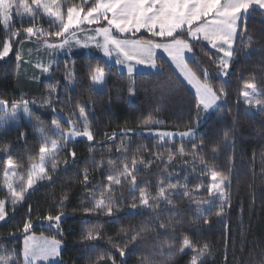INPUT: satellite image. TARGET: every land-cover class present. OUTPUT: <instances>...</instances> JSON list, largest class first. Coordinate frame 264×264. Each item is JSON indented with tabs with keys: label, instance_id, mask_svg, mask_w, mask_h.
I'll list each match as a JSON object with an SVG mask.
<instances>
[{
	"label": "trees",
	"instance_id": "16d2710c",
	"mask_svg": "<svg viewBox=\"0 0 264 264\" xmlns=\"http://www.w3.org/2000/svg\"><path fill=\"white\" fill-rule=\"evenodd\" d=\"M71 1L76 6L83 4ZM27 2L31 4V0ZM94 2L89 0L84 10ZM33 24L14 14L8 28L0 24V51L5 39L11 44L9 54L0 59V99L7 100L8 105L23 100L35 105L30 109V121L23 119L17 127L0 133V149L4 150L0 151V201L10 194L2 188L5 168L15 166L20 176L15 187L18 192L21 184L27 183L28 167L39 160L43 140L37 126L47 129L55 119L65 128L66 119L83 107L93 140L67 141L59 152L57 169L52 171L51 163L48 165L52 179L35 185L15 208L9 206L6 219L0 222V247L14 252V261L23 264L22 236L29 232L51 235L62 243L55 264H192V250L181 251L187 238L198 248L208 245L196 264H264V110L252 113L240 98L243 87L253 83L264 101L262 12L250 10L247 20L239 22L225 78L219 75L220 53L204 41H192L195 47L187 58L189 66L194 58L198 60L200 79L206 71L213 90L224 92L218 107L199 121L196 95L162 56L156 58L159 70L127 74L100 56L76 52L60 56L45 79H28L29 71L32 76L36 74L31 68L19 75V44L29 38L22 28ZM39 25L43 32L55 31L46 19L42 18ZM16 31L20 35L13 37L11 33ZM123 36L147 39L150 35L143 31ZM30 38L58 39L52 35ZM35 54L41 56L40 51ZM98 67L105 76L101 90H96L91 81ZM189 129L193 137L164 141L140 133ZM194 144L200 147L194 150ZM71 152H75V163ZM10 161L12 165L8 166ZM125 166L136 177L134 195L129 191L133 187L131 176L120 175ZM212 170L228 177V202L219 217L215 212L220 200H214L211 211L202 203L209 198ZM109 175L119 176L121 184L109 181ZM169 183L182 187L171 190L167 188ZM161 186L171 192V204L161 200L156 205L150 200L153 206H140L141 189L157 197ZM109 187L114 189L111 196L116 201L113 214L107 215L106 208L86 211ZM186 191L190 196L183 195ZM133 203L140 206L139 211L131 208ZM198 209L205 211L201 215ZM61 213L58 228L48 225L46 217ZM26 222L31 224L27 231ZM161 224L166 227L161 228ZM89 229L94 236L99 233L96 239L84 238ZM133 235H137L136 240H132Z\"/></svg>",
	"mask_w": 264,
	"mask_h": 264
},
{
	"label": "snow or ice",
	"instance_id": "6c2138e0",
	"mask_svg": "<svg viewBox=\"0 0 264 264\" xmlns=\"http://www.w3.org/2000/svg\"><path fill=\"white\" fill-rule=\"evenodd\" d=\"M84 4H88L89 0H83ZM31 4L35 7L29 5L27 0H0V24L4 25L5 28L10 26V20L13 16V9H16L17 15H28L33 17V20L38 17L39 11L44 10L45 14L48 16L55 17L53 23L58 22L60 27L55 32H42L38 28L27 27L23 31L28 34L29 37L35 36L39 33L40 36L52 35L61 39L58 44H46L48 48L52 49H63L70 43V37L75 36L73 32L72 25L75 24L79 27L80 24L87 22L88 24L97 23L99 24L101 18L107 21L106 27L96 28L95 35L89 36L87 40L83 43V47L87 48L89 42L95 41L97 37L102 38V43L97 42L96 47L101 48L105 56H111L113 53L116 54L117 64H128L135 60L136 64H145L146 62L152 67L156 68L155 55L157 49H162L164 53L167 54L168 58L179 70L181 76L195 89L196 100H197V121L200 119L199 110L202 108L205 112L218 107V101L224 95L223 89L220 90L219 94L213 90L212 85L208 82V74L205 71L204 79L201 80L198 75L200 62L195 60L192 66H189L187 61L186 53H192L195 44L192 41L200 42L205 41L212 48L219 51H224V55L231 57L233 55L232 43L234 37L238 33V21H246L250 10H255L258 7L264 10V0H95L94 3L88 7L86 13L81 17V12H84V8L80 7L77 10L76 7H67V22H64L62 15L60 14V3L58 0H31ZM22 10V11H21ZM110 14V15H109ZM112 29L120 34H131L135 36L137 33H141L144 30L150 33L147 39H129L124 37L118 38L114 35ZM186 33V36H185ZM11 35L16 37L20 35L19 31L12 32ZM155 37H160L165 39L167 42L157 43ZM76 44H80L81 41L77 39ZM224 45H227V50H224ZM11 50V44L8 39L3 41V50L0 51V58H3L9 54ZM123 56V59L120 57ZM19 60L20 57L18 56ZM220 64L224 70L229 67L228 61L221 58ZM37 67L42 68V71L49 72V66H44L37 64ZM129 74L133 73L134 69L130 64L127 67ZM226 75L227 72L221 73ZM104 73L99 67L92 73L93 82H101L103 80ZM246 89H251L253 93L257 91L256 85L253 83L246 84ZM53 90H55L53 88ZM241 95L244 97V102L246 104H256L261 105L262 110H264V101L259 99H254L252 94L247 90L243 91ZM19 102H12L13 111L9 114L7 113V107L9 102L4 99H0V112H4V116H0V122L6 124L8 119H15L17 117ZM24 108V114L30 116L29 102L27 100L22 101ZM77 118L71 117L68 121L71 126L69 131L60 132V124L57 120H53L52 123L55 126L54 135L57 136L56 139H52L49 142L48 134L44 132L43 128L37 126V130L40 132L43 143L39 148V162L31 165L28 171V178L26 185L21 184L19 191L17 192L13 188V178L17 176V172L11 167L5 168V185L8 191L11 193V202L13 208L16 204L26 198V194L29 190H34V186L37 185L39 181L51 180L52 177L48 175L47 165L51 162V170L55 171L57 169L56 154L64 147H66L68 139L73 136H84L89 141L93 140V134L89 130L87 124V117L85 114V109L80 108L79 120L83 122V130L75 128L74 122ZM193 130L189 129L186 132L180 133V137L183 139L185 137H192ZM169 135H175L170 133L160 134L161 139ZM227 135V134H226ZM50 143V146H49ZM198 145H193V149H197ZM120 151V149H118ZM180 153L183 154V148H181ZM215 151V149H213ZM70 155L73 157L72 162L75 163V152H71ZM169 161L173 159L172 155L168 157ZM68 161H65L67 164ZM135 160L133 161V166L135 167ZM111 165L112 162L109 161ZM11 165V161H10ZM11 171V175L9 172ZM120 175L131 176V183L133 185L129 191L134 195L136 186V177L133 173L125 170ZM109 181L114 182L116 185L121 184V179L119 176L109 175ZM211 183L207 187L209 193V200H205L202 203L209 205L208 211H211V207L214 204V200L211 198H217L220 200V206L215 212L216 216H221L224 212L225 204L228 202L226 188L228 177L219 171H211ZM84 181L87 183L88 176L85 172ZM182 187L178 184L169 183L167 185L168 189L177 190ZM200 185H197V190H199ZM114 191L112 187H109L102 193V198L94 202L91 209H86V211H102L107 209V215L111 216L113 214V207L116 201L113 200L111 192ZM184 196H190L189 192H184ZM171 192L166 191L165 187H159V192L157 197H150V195L143 189L140 190V206L149 207L153 206L150 204V200H154L156 205L160 203L161 200H167L171 204ZM140 206L133 203L131 205L132 209L139 211ZM6 202L0 201V221L6 219ZM205 209H198L199 214H203ZM63 213L56 216H48L46 219L49 222L55 221L56 223L51 224L52 227L58 228L59 222L61 221ZM207 223V221H205ZM31 227L30 223L24 224V230L27 231ZM161 228L166 226L161 224ZM93 235L91 229L88 230L87 235L84 237L87 240L96 239ZM137 235L132 236V240H136ZM60 242L56 239L46 240L43 244H35L30 242L26 238L24 248L22 251L23 264H36V261L41 259H48L49 257H54L58 255V248ZM186 248H190L195 254L193 256L192 264H196L199 256L202 255L207 249L208 245L205 244L203 247L198 248L189 239L185 238L182 242L181 251ZM120 255L123 257L125 253L121 251ZM11 256L0 255V264H9ZM12 264H17L13 261Z\"/></svg>",
	"mask_w": 264,
	"mask_h": 264
},
{
	"label": "rangeland",
	"instance_id": "374dc122",
	"mask_svg": "<svg viewBox=\"0 0 264 264\" xmlns=\"http://www.w3.org/2000/svg\"><path fill=\"white\" fill-rule=\"evenodd\" d=\"M58 2L60 3V14L63 17L64 22H67V20H68V17H67V7L68 6L76 7L77 10H79L80 7H83L85 9V4L83 3V0H80L79 5L81 3H83V4H81V6H76L75 4H72L71 0H58ZM29 5L32 6V7H35L34 5H32L30 3H29ZM256 8L259 9L258 7H256ZM259 10L262 12V14L264 16V10H261V9H259ZM86 11L87 10H84V12H81V17H83V15L86 13ZM13 14L15 15V17L17 19H23L24 17H26V19H28V20L32 21V23H34L33 25H30L28 27L38 28L42 32H43L44 29L39 25L40 21L42 20V18L46 19L47 21L52 23L55 26V31H57L59 29V27H60L58 22L53 23V21L55 20V17L46 15L43 9H41L39 11V15H38L37 18H35V20H33V17L28 16V15H23V16L17 15L15 8L13 9ZM239 22L240 21H238V25H239ZM106 26H108L107 25V21L103 20L102 18H101L99 24H97V23L88 24L87 22H84V23L80 24L79 27H77L75 24H73L71 30L73 32H75V36L74 37H70L69 45L66 46L63 49H52V48H48L46 46V44H58V43H60L61 42L60 38H58L57 40H56V38L54 40L41 39V40H44V41H33L30 37L28 39L26 38V40H24V42H20V44H19L17 57L19 56L20 59L19 60L17 59L18 60V62H17V73L19 75L20 74L23 75V74L26 73L28 68H31L30 70H34L36 72V74H33V76L35 75V77H33L32 73L29 71L28 73H26L28 79H31V78H33L34 80L45 79L48 76H50L52 67H54L56 62H58V59H59L60 56L61 57L65 56V55L69 56V55H71L73 53H76V52H84V54L100 56V57H102L104 59V61H106V62H108L110 64H115V65H117V67L120 70H124L126 72H128L127 71V67L130 64V66H132L133 69H134L133 73H131V74L142 72V71L155 72V71L160 69V66H159L158 62L156 61V58H157V56H162L169 62V64L173 65L174 68L173 67L172 68L176 72V74L180 77V79L195 94V89L183 78V76H181L179 70L175 67V65L171 62V60L168 58L167 54L164 53L162 49H157L156 55L154 57L157 67L156 68H152L147 62L145 64H136L135 60H133L131 62H128V64H117L116 63L117 56H116L115 53H113L111 56H105L103 50L101 48H97L96 47V43L97 42H100V43L103 42L101 37H97L95 41L89 42V46L87 48L83 47V43L87 40V38L89 36H94L95 35V31L94 30L96 28L106 27ZM24 28H27V26H25ZM24 28H22V29H24ZM51 31H53V30H51ZM112 31H113L114 35H116L118 38H121V36H118V35H123V34H120V33L116 32L115 29H112ZM143 31L144 30H142L141 32H143ZM48 33H50V32H48ZM148 34L150 35V33H148ZM36 36H38L40 38L44 37V36H40L39 33ZM156 38H159V37H156ZM235 38H236V36L233 39L232 48L234 47ZM77 39H79L81 41L80 44H76L75 41ZM132 39H137V38H132ZM155 41L157 43L167 42L166 40H155ZM9 42H10V40H9ZM205 43H207V42H205ZM215 50H217V49H215ZM224 50L225 51L227 50V45H224ZM39 51L41 52V56L36 55L37 53L35 54V52H39ZM217 51L220 53L219 62H220L221 58H223V59L227 60L228 64L230 65L232 56L231 57H227V56L224 55V51H219V50H217ZM186 56H187V58H190L191 57V53H186ZM120 59H123V56H121ZM37 64H41V65H44V66H49V72H47V73L43 72L42 68L36 66ZM220 66H221V69L219 71V75L221 77L225 78L227 74L226 75H222L221 73L224 72V71H226L228 73V69L224 70L221 64H220ZM91 81H92V78H91ZM104 82H105V76L103 77V80L101 82H93L92 81V84H93V87L96 90H101L104 87ZM245 90H247L249 93H251L254 99H259V97H258V92H259L258 89H257V91L255 93H253L251 89H246V85H245L243 87V89H242V92L245 91ZM52 95H53V93H52ZM240 98L243 101V103L246 105V107L250 110V112H252V113L253 112H257L258 110L261 109V105L246 104L244 102V97L242 95H241ZM259 100H261V99H259ZM220 101L221 100L218 101V105L220 104ZM28 102H29L28 106H29V111H30L31 107L32 106L34 107L35 105H34L33 101H28ZM17 107H18L17 117L14 120L9 118L8 122L6 124L0 122V133H3L5 131L11 130L14 127H17L19 125V123L21 122V120H23V119H26L27 121L28 120L30 121L29 116L24 114V111H23L24 105H23L22 101H20L17 104ZM215 109H216V107L211 109V110H208L207 112H205L201 108L200 117L201 116L202 117H206L208 114H210ZM6 111H7V113L10 116V113L13 111L12 104L8 105ZM79 112L78 113H74L71 117L79 118ZM4 115H5L4 112H0V116H4ZM62 117L64 118L65 116H62ZM66 120L69 121V119H66ZM72 126H74L75 128L79 129L80 131L83 130V122L80 121V120H79V122H74V125H72ZM70 127L71 126L68 123V125L65 128L60 127V132H67V131H69ZM49 128L43 129V130H44V132H46L48 134V139H49V142H50L52 139H56L57 136L53 134L54 131H55V126L52 124ZM36 132L40 134V132L37 129H36ZM183 132H186V131H183ZM183 132H179V131H177V132H169V131H157V130L140 131V133H144V134L146 133L147 135H153L155 137H158V139L160 141H164V140L171 139V138H174V137L181 138L179 134L183 133ZM162 133H170V134H175V135H169V136L164 137V139H161L160 134H162ZM193 136H194V134H193ZM185 138H188V137H185ZM76 139H87V138L84 137V136H73L72 138L68 139V141H70V140L73 141V140H76ZM49 146H50V143H49ZM66 146H67V144H66ZM64 148H62L61 150H63ZM0 151H4V150L0 149ZM59 152L56 154V157H55L56 161L58 159ZM38 162H39V160L36 163H38ZM49 163H51V162H49ZM49 163H48V165H49ZM9 165L10 164H8V166ZM48 165H47V170H48ZM30 167H31V165L28 167L27 172H26L27 178H28V171H29ZM12 169H14L16 171V168L13 165H12ZM48 175H49V172H48ZM18 179L20 180V176L19 175H17L16 177L13 178V188H14V190H16L15 187H16V182L18 181ZM40 182H42V181H39L38 183H40ZM25 185H26V183H25ZM2 188L4 190H6L7 192H9L7 186L5 185V178H4V183L2 184ZM11 199H12V197H11V193H10L3 200V201L6 202V210H5L6 216H7V211L9 209V206H13V204L11 202ZM209 199H210V197L208 198V200ZM211 199L219 200L217 198H211ZM19 203H17V204H19ZM47 223L48 222H46L44 225H46ZM54 223H56V222H54V221L50 222L48 225H51V224H54ZM53 228H56V227H53ZM26 238L29 239L30 242L35 243V244H43L46 240H51V239L58 240L57 238H55V237H53L51 235L35 234V233H29L28 232V233H26V234H24L22 236V242H21L22 249H21V252L23 251ZM61 249H62V243L60 242L59 248H58V255H56L54 257H49L48 259L38 260V261H36V264H55L60 258ZM0 255L11 256V260L9 261V264H12V262L14 261V252L7 251L5 247H0ZM22 260H23V255H22Z\"/></svg>",
	"mask_w": 264,
	"mask_h": 264
},
{
	"label": "crops",
	"instance_id": "0c3cea01",
	"mask_svg": "<svg viewBox=\"0 0 264 264\" xmlns=\"http://www.w3.org/2000/svg\"><path fill=\"white\" fill-rule=\"evenodd\" d=\"M129 39H132V38H129ZM172 67H173V65L172 64H170ZM117 66V65H116ZM118 68V67H117ZM174 68V67H173ZM119 69V68H118ZM120 70V69H119ZM121 71H124V70H121ZM124 72H126V71H124ZM127 74H129L128 72H126Z\"/></svg>",
	"mask_w": 264,
	"mask_h": 264
}]
</instances>
